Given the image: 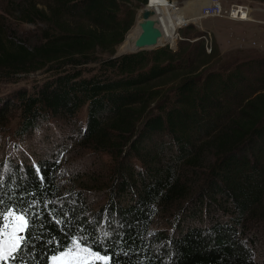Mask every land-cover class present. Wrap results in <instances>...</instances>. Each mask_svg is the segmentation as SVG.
<instances>
[{
	"label": "trees",
	"instance_id": "obj_1",
	"mask_svg": "<svg viewBox=\"0 0 264 264\" xmlns=\"http://www.w3.org/2000/svg\"><path fill=\"white\" fill-rule=\"evenodd\" d=\"M126 1L149 0H8V14L45 28L0 67L53 71L36 93L16 94L21 134L86 107L82 141L117 161L97 211L83 192L63 189L56 156L1 162L0 208L32 214L27 245L8 264H51L82 236L110 264H260L250 216L264 202V55L228 64L193 28L175 50L114 57L135 21ZM9 106L0 99V116ZM201 169L200 182L190 179ZM182 202L173 231L152 229L160 210Z\"/></svg>",
	"mask_w": 264,
	"mask_h": 264
},
{
	"label": "rangeland",
	"instance_id": "obj_2",
	"mask_svg": "<svg viewBox=\"0 0 264 264\" xmlns=\"http://www.w3.org/2000/svg\"><path fill=\"white\" fill-rule=\"evenodd\" d=\"M171 2L178 3L179 7ZM222 2L225 8L230 7L233 3L251 7L254 9L252 11V20L254 21L244 24L226 18L200 20L201 7L207 3V0H172L169 1L171 5L165 6L163 9H158L155 6L145 8L153 12L151 19L155 22V27L162 33L156 46L147 48L145 53L151 55L157 49H163V46L170 50L177 49L181 42L180 38L176 39L177 34L179 33L181 38L185 39L184 31L194 28L204 34L205 31L210 33L211 38H208L209 48L210 44L213 46L216 39L214 33L224 36L230 35L231 32L240 35L242 31H245L248 36H251L254 32L258 33V37H254L255 33L253 34V41H244L231 46L230 50L226 52H223L220 48L225 40L220 39V37L219 40L216 39L222 55L227 56L228 64H232L235 59L242 60L245 57L264 55V46L262 48L259 45L264 43V40L262 39L258 45L254 41L260 38V26L258 24L264 26L263 21L257 20L259 18L264 19V11H258L259 8L264 9V0H222ZM124 3L126 8L124 7L125 10L122 11L126 16L129 12H133L130 10L132 4L127 1ZM8 6V0H0V58L8 52H17L19 46L28 47L36 44L42 38V29L45 28L43 25L32 26L19 22L7 13ZM132 6H134L135 21L124 39L126 40L128 36L134 35L135 31L136 38L134 40L129 38L130 40L124 41L123 46L118 47L117 45L115 48V54L117 53V55L122 53V49L129 47V45L133 44L134 47L135 40L142 32L141 24L144 21L141 14L145 9L143 6L138 8L137 4ZM181 27L182 29H180ZM171 36V40L168 41ZM174 40L176 41L175 49L166 46L167 43ZM119 49L121 52H117ZM8 68L5 66L0 67V99L9 100L10 102L9 110L3 112L4 114L0 116V163H5L11 159L24 160L29 158L35 160L37 157L52 154L57 157L61 165L59 181L63 189H74L83 192L91 209L97 211L107 201V189L114 181L113 170L117 161L115 155L112 157L109 152L94 149L89 143L82 141V131L86 127L87 121V108H83L75 118L60 116L23 136L20 132L22 121L20 111L18 106L13 103L14 99L21 90L27 91L29 94L36 93L42 84L52 78L53 71L41 70L34 73H16L14 70L20 68H14L13 70ZM84 69H87L85 74L89 76L96 73L98 66H86ZM195 171H198V174H190V179L200 182L206 171L204 169ZM185 204L186 202L175 203L170 210L165 212L160 210L154 220L152 229L155 231H173L178 211ZM263 211L264 202L259 207L258 215ZM258 215L250 216V235L255 236L253 247L256 258L260 264H264V222ZM250 235L249 237L253 238Z\"/></svg>",
	"mask_w": 264,
	"mask_h": 264
},
{
	"label": "snow or ice",
	"instance_id": "obj_3",
	"mask_svg": "<svg viewBox=\"0 0 264 264\" xmlns=\"http://www.w3.org/2000/svg\"><path fill=\"white\" fill-rule=\"evenodd\" d=\"M31 220L30 209L0 208V264L14 262L27 245L26 234L30 233ZM51 260L53 264H110V258L94 251L83 236L71 239L65 249L53 255Z\"/></svg>",
	"mask_w": 264,
	"mask_h": 264
},
{
	"label": "built area",
	"instance_id": "obj_4",
	"mask_svg": "<svg viewBox=\"0 0 264 264\" xmlns=\"http://www.w3.org/2000/svg\"><path fill=\"white\" fill-rule=\"evenodd\" d=\"M168 1H172V0H168ZM150 2H151V0H149V3H147V4H150ZM172 4H175L179 7L178 3H176V2H173ZM252 11H253V9L249 6H246V5L233 3L232 5H230V7L225 8L222 0H209L205 5H203L201 7L200 20H204V19H208V18H226V19L231 20V21L246 23V22L252 21ZM191 23H194V22H191ZM191 23H189V24H191ZM185 26H187V25H185ZM185 26H183V27H185ZM180 29H182V27ZM178 38H180L179 40H181V41L184 40L183 38H181L179 33L177 34L176 39H178ZM208 38H211V35L209 32L205 31V34L199 40H201V39L204 40L205 46H206V51H208V53H211L212 45L210 44V48H209ZM166 46H169V48H171V49H175L174 48L175 46H173L171 44H168ZM164 47L165 46H163L162 48H164Z\"/></svg>",
	"mask_w": 264,
	"mask_h": 264
},
{
	"label": "water",
	"instance_id": "obj_5",
	"mask_svg": "<svg viewBox=\"0 0 264 264\" xmlns=\"http://www.w3.org/2000/svg\"><path fill=\"white\" fill-rule=\"evenodd\" d=\"M149 4L144 5V9L147 8ZM153 12L148 9H145L141 14L143 23L141 24L142 32L139 37L135 40V47L130 50L123 49L122 53H117L114 57L121 56L123 54H132L142 52L144 49L154 47L157 44V41L161 38L162 33L155 27V22L151 19ZM121 50H117V52Z\"/></svg>",
	"mask_w": 264,
	"mask_h": 264
},
{
	"label": "crops",
	"instance_id": "obj_6",
	"mask_svg": "<svg viewBox=\"0 0 264 264\" xmlns=\"http://www.w3.org/2000/svg\"><path fill=\"white\" fill-rule=\"evenodd\" d=\"M207 2H208V0H207ZM253 11H254V9H253ZM256 11H257V9H256ZM258 11H264V9H260L259 8ZM257 20L264 22V19H261V18H259ZM244 24H248V23L246 22ZM255 25H257V24H255ZM258 26H260V28H259V30H260V38H259V40L258 39L254 40L255 42H257V45L259 43H261L260 41L262 39L264 40V26L263 25H259V24H258ZM254 33H255V36L254 37H258V33H256V32H254ZM253 34L251 36H248V35H246V32L245 31L244 32L242 31V33H240V35H236V34H234V33L231 32V34L228 35V36H224L222 34H215L214 33V35L216 36L215 37L216 39L219 40V37H220V39H224L225 40L224 43H223V45L220 46V48H221V50H223V52H226V51L230 50V47L231 46L240 44V43H242L244 41H253V39H252ZM216 39H215V41H216ZM259 45L262 47V46H264V43H261Z\"/></svg>",
	"mask_w": 264,
	"mask_h": 264
},
{
	"label": "bare ground",
	"instance_id": "obj_7",
	"mask_svg": "<svg viewBox=\"0 0 264 264\" xmlns=\"http://www.w3.org/2000/svg\"><path fill=\"white\" fill-rule=\"evenodd\" d=\"M209 1V0H208ZM162 2V1H161ZM160 2V4H162L163 6H168V5H171L169 2H167V1H164L163 3H161ZM150 4H151V2H150ZM150 4H149V6H150ZM178 9V8H177ZM253 21V20H252ZM186 25V24H185ZM178 31V30H177ZM125 41V40H124ZM175 40H174V43H173V41L172 42H170V43H167V44H171V45H173V46H175ZM150 50H154V49H150ZM143 51H147L146 49H144Z\"/></svg>",
	"mask_w": 264,
	"mask_h": 264
}]
</instances>
